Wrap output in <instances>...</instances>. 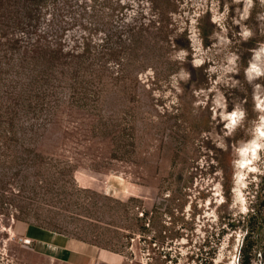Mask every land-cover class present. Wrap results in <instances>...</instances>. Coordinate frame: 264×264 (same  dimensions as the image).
<instances>
[{
    "label": "rangeland",
    "instance_id": "374dc122",
    "mask_svg": "<svg viewBox=\"0 0 264 264\" xmlns=\"http://www.w3.org/2000/svg\"><path fill=\"white\" fill-rule=\"evenodd\" d=\"M244 10L0 0V264H264V164L233 165L264 101V2Z\"/></svg>",
    "mask_w": 264,
    "mask_h": 264
},
{
    "label": "clouds",
    "instance_id": "9594fccd",
    "mask_svg": "<svg viewBox=\"0 0 264 264\" xmlns=\"http://www.w3.org/2000/svg\"><path fill=\"white\" fill-rule=\"evenodd\" d=\"M262 2H264V0H262ZM244 5L245 10L242 18L246 19L249 10L253 7V0H244ZM227 13L228 8L227 6H225L223 16L217 17L216 19H224V17L227 16ZM216 19H214L213 22H216ZM192 24L195 25L196 20H192ZM240 35L244 40H248L253 35V33L248 28L242 26ZM186 55L187 53L181 51L178 58H183ZM262 56H264V45H261L259 52L254 55V61H260ZM236 59L237 57L232 56L229 58L228 63L233 64ZM193 63L196 66H199L202 61L195 60ZM248 71L255 72L258 77L264 76V70H261V68H257L256 63H250L249 69L246 70V75ZM149 73L151 74V69H149ZM183 78L188 79V76H183ZM173 80H175V77H173ZM257 87L259 86L257 85ZM157 95H159V93H157ZM168 95L172 94L168 93ZM175 102L176 101L174 99L173 103ZM220 107L224 109L221 118L225 122L224 128L227 130L225 132V135H232L239 127L244 124L247 117V112L245 109L237 106L234 107L233 110L229 113L227 111L226 100L220 104ZM254 111H256L259 115L253 121V127L249 131L250 139H248L247 141H240V146L235 148L237 159L233 160L234 166L238 167L239 169H247V171L251 173L260 171L258 167L253 166L254 162L260 161L261 164H264V101L255 103ZM219 147L227 150L228 144L224 143L219 145ZM217 187H219V185H217ZM237 242H239V237L237 238ZM217 264H219V262H217ZM231 264H237L235 258H233Z\"/></svg>",
    "mask_w": 264,
    "mask_h": 264
},
{
    "label": "trees",
    "instance_id": "16d2710c",
    "mask_svg": "<svg viewBox=\"0 0 264 264\" xmlns=\"http://www.w3.org/2000/svg\"><path fill=\"white\" fill-rule=\"evenodd\" d=\"M59 239V238H58ZM50 243V242H49ZM53 244L55 245H60V246H63V247H66V245L64 246L62 242L60 241H54Z\"/></svg>",
    "mask_w": 264,
    "mask_h": 264
},
{
    "label": "crops",
    "instance_id": "0c3cea01",
    "mask_svg": "<svg viewBox=\"0 0 264 264\" xmlns=\"http://www.w3.org/2000/svg\"><path fill=\"white\" fill-rule=\"evenodd\" d=\"M46 241H50L52 240V235H50L47 239H45ZM54 241H58V239H54Z\"/></svg>",
    "mask_w": 264,
    "mask_h": 264
}]
</instances>
